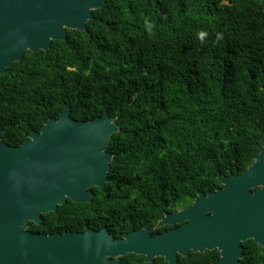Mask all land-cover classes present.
Segmentation results:
<instances>
[{
    "label": "trees",
    "instance_id": "1",
    "mask_svg": "<svg viewBox=\"0 0 264 264\" xmlns=\"http://www.w3.org/2000/svg\"><path fill=\"white\" fill-rule=\"evenodd\" d=\"M86 30L25 51L0 74V137L22 143L68 104L71 117L117 116L104 191L68 199L33 232L129 229L241 174L264 135V0H107ZM203 34V35H202Z\"/></svg>",
    "mask_w": 264,
    "mask_h": 264
},
{
    "label": "water",
    "instance_id": "2",
    "mask_svg": "<svg viewBox=\"0 0 264 264\" xmlns=\"http://www.w3.org/2000/svg\"><path fill=\"white\" fill-rule=\"evenodd\" d=\"M106 1L0 0V74L25 51H47L53 40H66V29L86 30L92 11ZM70 112L66 104L58 119L49 117L17 146L0 137V264H114L105 255L130 251L145 253L146 260L161 255L174 263L178 242L166 240L164 244L159 236L152 238L153 247L138 248L111 241L105 228L44 234L27 229L29 221L38 224L41 214L55 211L67 199L90 202L91 188L104 190L109 181L113 153L107 146L119 130L117 116L104 112L86 121L71 117ZM217 177L222 187L198 191L190 205L164 215L158 225L185 218L187 223L181 228L194 230L198 237L248 231L241 235L243 239L262 236L264 246V135L259 152L244 172ZM176 234L172 230L165 236L176 239ZM202 245L210 247V243Z\"/></svg>",
    "mask_w": 264,
    "mask_h": 264
},
{
    "label": "flooded vegetation",
    "instance_id": "3",
    "mask_svg": "<svg viewBox=\"0 0 264 264\" xmlns=\"http://www.w3.org/2000/svg\"><path fill=\"white\" fill-rule=\"evenodd\" d=\"M93 188L97 187H92V192ZM219 188H216L215 190ZM193 199L190 202L178 203L174 206H170L169 208H163L161 214L155 220L146 221L144 224L133 228L123 229L121 228L123 222L120 220V218H112L104 214L103 216L106 219L103 221L102 216H99L97 224L95 226L85 225L82 230H75L70 232H82L85 228H89L94 231H99L102 228H105L107 236H110L111 241L119 240L122 243L127 242L126 247L142 248L146 245H148L149 247H153L155 242L152 238L155 236H159L162 243L165 244L166 240L178 242L177 245L178 248H180L175 250L174 252V263H169V261H166L165 258L161 255H150L148 258L151 259L146 260L145 253H136L130 251L125 253H116L115 255H105V259L109 262H114V264H264V246L261 242L262 236H248L243 239L242 236L250 232L239 230H227V232H225L229 235L227 237L225 236V233L223 234V237L216 238H214V234H212L209 235L208 238L204 239L203 237H198L194 235V230H185L184 228H181V226L187 223V220L185 218H179L173 223L163 222L162 224L158 225L159 220L164 215L171 214L175 210L184 209L186 206L190 205L193 202ZM104 200L110 199L97 197L95 198L92 195L91 201L86 203H97L99 201ZM211 216L212 212H208L207 217ZM42 220L43 218L41 214V219L38 224H35L31 221H29L27 224L28 226L30 223L39 225ZM172 230L177 233L175 237L177 240L165 236V233ZM183 234H189V236H183ZM191 243L193 245H190ZM203 243H210V247L203 246ZM194 246L195 248L200 247L203 249L195 250ZM152 247L150 249H152ZM119 250L121 249H114V251ZM182 252H184V254Z\"/></svg>",
    "mask_w": 264,
    "mask_h": 264
},
{
    "label": "clouds",
    "instance_id": "4",
    "mask_svg": "<svg viewBox=\"0 0 264 264\" xmlns=\"http://www.w3.org/2000/svg\"><path fill=\"white\" fill-rule=\"evenodd\" d=\"M203 35V34H202Z\"/></svg>",
    "mask_w": 264,
    "mask_h": 264
}]
</instances>
